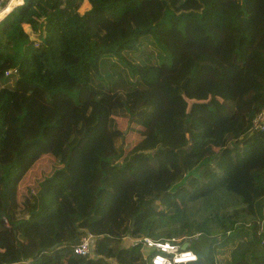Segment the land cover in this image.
Segmentation results:
<instances>
[{"label":"trees","instance_id":"trees-1","mask_svg":"<svg viewBox=\"0 0 264 264\" xmlns=\"http://www.w3.org/2000/svg\"><path fill=\"white\" fill-rule=\"evenodd\" d=\"M192 1L153 21L151 0H23L0 21V264H147L144 236L264 264V0ZM86 233L96 259L72 252Z\"/></svg>","mask_w":264,"mask_h":264},{"label":"built area","instance_id":"built-area-1","mask_svg":"<svg viewBox=\"0 0 264 264\" xmlns=\"http://www.w3.org/2000/svg\"><path fill=\"white\" fill-rule=\"evenodd\" d=\"M21 1V3L19 2ZM23 4V0H0V21L15 7ZM264 112L259 114L253 121V130L264 128ZM94 237L86 233L80 242L73 248L74 255L87 257L92 255ZM189 237L170 238L165 240H154L144 236L141 240L131 241L132 245H141L140 253L147 264H190L196 262V255L188 248H183V243L190 242ZM181 243V246H179ZM189 246V245H188Z\"/></svg>","mask_w":264,"mask_h":264},{"label":"rangeland","instance_id":"rangeland-1","mask_svg":"<svg viewBox=\"0 0 264 264\" xmlns=\"http://www.w3.org/2000/svg\"><path fill=\"white\" fill-rule=\"evenodd\" d=\"M240 0H234V2H236V3H238ZM154 2L155 3H157L158 2V4H159V0H154ZM155 3H154V13L157 11V6L155 5ZM173 4H175L176 6H178L180 3H179V1H175V0H173ZM182 7H184L185 9H191V8H193V9H196V8H198V5L197 4H195L192 0H186V3H184L183 5H182ZM159 8H160V4H159ZM81 10V12L83 13V12H85L86 10H88L87 8H82V9H80ZM154 13H152L150 16H151V19L153 20V21H155L153 18V15H154ZM1 17H2V15H1ZM0 17V18H1ZM99 28H100V37H103V36H109L110 38H116V37H119V35L118 34H111L110 32H111V29H109V30H106V28L104 29V28H102L101 26H99ZM176 29V28H175ZM174 28H172V29H165V28H162L161 29V32L159 33V36H160V41L162 42L161 44L163 45H165V47H167V49L168 50H171V57H172V63H173V65H175L176 64V62L178 61V56H179V45H181V39H178V37L176 36V34H173V33H175L176 32V30H175ZM25 30H26V32H27V34L29 35V37H30V39L35 43V46H37V44L39 43V40H38V36H37V34H33L32 32H30V31H28L26 28H25ZM173 34V35H172ZM250 34L251 35H253L254 34V32H250ZM198 36H199V34H198ZM193 36H191L190 37V39L192 38ZM163 45V46H164ZM145 46V45H144ZM144 46H141V48L142 47H144ZM151 49H152V47H151ZM153 50V49H152ZM155 52V51H154ZM138 53V52H137ZM137 53H135L136 55H137ZM230 61L231 60V58H230V56H227V58H226V61ZM66 72L72 77V78H74L76 81H78V78H80L79 76H78V73L73 69V68H68V69H66ZM78 77V78H77ZM145 96H146V94H142V96H141V98L142 99H144L145 98ZM140 99V98H139ZM263 116H264V114H263ZM41 165H49L47 162H41L40 163ZM50 166V165H49ZM46 167V166H45ZM182 237V236H181ZM173 238H180V237H178V236H176V237H173ZM196 237L194 236L192 239H190V242H189V246H187L193 253L196 251V249H199V248H202V244L200 243V240H194ZM125 239V238H124ZM159 240H164V239H159ZM123 241H125V240H123ZM130 242V241H129ZM223 242V241H222ZM222 242H220L221 244H223L222 245V248L221 249H219V255H218V257H217V259L219 260V261H221V262H226L227 261V259H228V252H229V249H228V245H224V243H222ZM187 243V242H186ZM219 243V244H220ZM185 243H183L182 244V246L184 245ZM125 245V244H124ZM194 245H196V247L194 246ZM179 246H181V243H179ZM91 257H92V255H91ZM93 259H96V257H92Z\"/></svg>","mask_w":264,"mask_h":264},{"label":"crops","instance_id":"crops-1","mask_svg":"<svg viewBox=\"0 0 264 264\" xmlns=\"http://www.w3.org/2000/svg\"><path fill=\"white\" fill-rule=\"evenodd\" d=\"M172 3H173V0H170ZM176 2L177 1H180V0H175ZM154 0H151V2H150V6H149V10L146 12L147 13V15L148 16H150L152 13H154ZM155 5L158 7L157 8V11L154 13V15H153V19L155 20V19H157L158 17H159V15H160V8H159V4H158V2L157 3H155ZM182 8H184V7H182ZM185 9V8H184ZM143 15L144 14H142V15H140L139 17H137V16H130V15H125L124 17H123V20H126V21H130L131 20V22L132 23H135L136 24V21H138L139 19H141V17H143ZM151 17V16H150ZM139 24V23H138Z\"/></svg>","mask_w":264,"mask_h":264},{"label":"water","instance_id":"water-1","mask_svg":"<svg viewBox=\"0 0 264 264\" xmlns=\"http://www.w3.org/2000/svg\"><path fill=\"white\" fill-rule=\"evenodd\" d=\"M145 154H148V152H146ZM189 244L188 243H185L183 248H186Z\"/></svg>","mask_w":264,"mask_h":264},{"label":"bare ground","instance_id":"bare-ground-1","mask_svg":"<svg viewBox=\"0 0 264 264\" xmlns=\"http://www.w3.org/2000/svg\"><path fill=\"white\" fill-rule=\"evenodd\" d=\"M21 3V1H19ZM0 17H1V14H0Z\"/></svg>","mask_w":264,"mask_h":264}]
</instances>
